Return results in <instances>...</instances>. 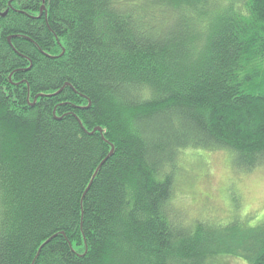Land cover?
<instances>
[{"label":"trees","instance_id":"obj_1","mask_svg":"<svg viewBox=\"0 0 264 264\" xmlns=\"http://www.w3.org/2000/svg\"><path fill=\"white\" fill-rule=\"evenodd\" d=\"M196 150L264 169V0H0V264H264L174 205Z\"/></svg>","mask_w":264,"mask_h":264},{"label":"rangeland","instance_id":"obj_2","mask_svg":"<svg viewBox=\"0 0 264 264\" xmlns=\"http://www.w3.org/2000/svg\"><path fill=\"white\" fill-rule=\"evenodd\" d=\"M181 157L180 173H175L173 203L184 209L185 220H228L231 217L253 225L262 218L264 169L237 174L232 171L231 159L224 151H184ZM248 212L253 214L251 218L246 215ZM216 263L246 264L242 259L225 256H221Z\"/></svg>","mask_w":264,"mask_h":264},{"label":"water","instance_id":"obj_3","mask_svg":"<svg viewBox=\"0 0 264 264\" xmlns=\"http://www.w3.org/2000/svg\"><path fill=\"white\" fill-rule=\"evenodd\" d=\"M96 130L100 131L99 128H95V129H93V131H96ZM111 153H112V150L110 151V154H111Z\"/></svg>","mask_w":264,"mask_h":264}]
</instances>
